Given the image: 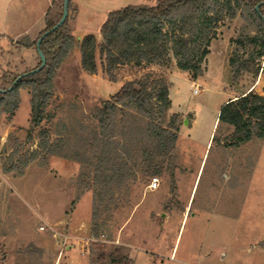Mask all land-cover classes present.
Returning a JSON list of instances; mask_svg holds the SVG:
<instances>
[{
	"label": "rangeland",
	"instance_id": "rangeland-1",
	"mask_svg": "<svg viewBox=\"0 0 264 264\" xmlns=\"http://www.w3.org/2000/svg\"><path fill=\"white\" fill-rule=\"evenodd\" d=\"M62 1L0 0V85L38 67L33 42L52 2ZM156 3L79 0L73 27V10L68 18L75 46L51 76L42 123L32 122L28 84L13 98L15 111L0 105V264H264V140L226 147L232 129L218 127L229 99L264 87V72L234 77L229 62L235 49L246 58L252 48L236 41L256 32L249 7L221 20L197 78L182 70L168 78L173 56L164 65H119L113 78L99 52L95 73L82 66L81 38L100 43L109 12ZM255 62L263 66L264 57ZM148 73L149 83L159 76L169 82L171 105L157 122L168 126L177 114L179 126L155 190L142 151L152 144L146 120L122 105L113 127L99 124L104 102Z\"/></svg>",
	"mask_w": 264,
	"mask_h": 264
},
{
	"label": "trees",
	"instance_id": "trees-1",
	"mask_svg": "<svg viewBox=\"0 0 264 264\" xmlns=\"http://www.w3.org/2000/svg\"><path fill=\"white\" fill-rule=\"evenodd\" d=\"M259 3V10H256L255 6ZM243 5L249 7V17L257 22V29L255 34L246 35L244 40H236L244 49L248 45L252 46L247 57L235 49L229 62L234 77L243 72L257 75L260 70L264 72V65L260 66L255 62L264 57V0H157L154 5H128L113 10L101 25L100 43H97L93 35L81 40L79 47L82 66L87 72L95 73L96 53L99 52L105 73L113 78V70L119 65H164L173 56L178 69L197 78L203 74L202 65L209 53L211 41L217 36L219 23L225 15L236 17ZM63 8L64 0L60 5L52 2L46 12V25L40 36L59 22ZM68 18L42 40L40 49L46 57V64L40 71L28 74L17 82L15 80L19 75H16L6 84L0 85V105L4 106V111L13 112L17 109L18 101L13 98L17 96L20 85L28 84L31 87L32 122L34 125L42 123L51 97V76L60 61L75 46ZM37 40L33 42L35 47ZM40 64L39 57L38 66ZM152 77L148 73L145 80H130L123 84L102 105L99 124L102 129L113 127L116 111L120 106L134 107L148 125L146 132L152 144L144 146L142 151L146 156L149 173L156 176L164 172L166 161L168 164L172 162L169 155L175 150L179 126L177 114L171 117L168 126L157 122L159 111H165L171 105V99L168 80L159 76L149 83ZM219 125L232 129L222 141L226 147H240L256 138L264 140V87L262 93L251 89L229 99L218 114V127ZM213 139L217 140L216 135ZM108 148L111 151V147Z\"/></svg>",
	"mask_w": 264,
	"mask_h": 264
},
{
	"label": "water",
	"instance_id": "water-1",
	"mask_svg": "<svg viewBox=\"0 0 264 264\" xmlns=\"http://www.w3.org/2000/svg\"><path fill=\"white\" fill-rule=\"evenodd\" d=\"M69 2L70 0H64V8H63V13H62V16L59 20V22L57 24H55L50 30H46L37 40V43H36V48H37V52L39 54V57L41 59V64L40 66L36 67L35 69L29 71V72H26V73H23V74H20L15 82L19 81L21 78L27 76L28 74H33V73H36L38 71H40L46 64V57L44 55V53L42 52V50L40 49V45H41V42L42 40L50 33V32H53L55 31L57 28H59L68 18V15H69ZM261 3L257 4L255 6V9L256 10H259V7H260ZM263 20H264V16H263ZM11 89V87L9 88V90ZM1 91V90H0Z\"/></svg>",
	"mask_w": 264,
	"mask_h": 264
},
{
	"label": "crops",
	"instance_id": "crops-1",
	"mask_svg": "<svg viewBox=\"0 0 264 264\" xmlns=\"http://www.w3.org/2000/svg\"><path fill=\"white\" fill-rule=\"evenodd\" d=\"M138 5H140V4H138ZM79 6H80V4H79V0H73V3H72V5H71V9H70V11L72 12V10H73V15L71 16L72 17V19H71V27H73V25L76 23V21H77V17H78V15H79V11H78V9H79ZM69 14H71V13H69ZM38 37V36H37ZM36 37V38H37ZM35 38V39H36ZM35 39H31L32 41H34ZM81 40H82V38H81ZM13 41H16V39H14ZM96 41H97V43H99V38L98 37H96ZM174 60V59H173ZM176 65V64H175ZM176 67V66H175ZM180 71V69H178L177 67L174 69V70H172L171 72V74L169 75V77L168 78H170L172 75H174V74H177L178 72ZM186 72V71H185ZM169 96H170V89H169ZM190 200H191V196H190V198L188 199V201H187V204H186V206H185V209H184V216L187 214V212H188V210H189V206H190ZM233 220H237V218L236 217H234V219ZM260 243H262L263 244V247H264V240L262 241L261 239H260Z\"/></svg>",
	"mask_w": 264,
	"mask_h": 264
},
{
	"label": "built area",
	"instance_id": "built-area-1",
	"mask_svg": "<svg viewBox=\"0 0 264 264\" xmlns=\"http://www.w3.org/2000/svg\"><path fill=\"white\" fill-rule=\"evenodd\" d=\"M198 91H199V88H195L194 92L196 93ZM159 185H160L159 178L156 177V176L152 177L151 178V181L149 183V188L152 189V190H155V189H157L159 187ZM40 229L41 230H44L45 227L44 226H41ZM54 236H57V233L56 232L54 233ZM61 236H62V234H61ZM68 237H69V235H64L63 236L64 239H68Z\"/></svg>",
	"mask_w": 264,
	"mask_h": 264
}]
</instances>
